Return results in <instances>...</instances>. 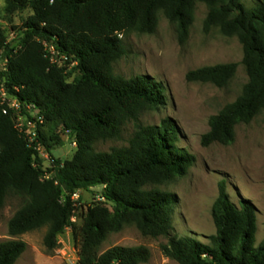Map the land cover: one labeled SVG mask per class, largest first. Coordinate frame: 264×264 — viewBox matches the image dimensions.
I'll return each mask as SVG.
<instances>
[{
	"label": "trees",
	"instance_id": "trees-1",
	"mask_svg": "<svg viewBox=\"0 0 264 264\" xmlns=\"http://www.w3.org/2000/svg\"><path fill=\"white\" fill-rule=\"evenodd\" d=\"M198 2L209 12L205 32L218 28L226 37L237 36L243 46L248 83L235 102L210 118V130L202 137L205 147L230 145L239 123L249 124L264 112V0L251 8L241 0H5L8 14L26 9L33 14L21 28L18 51L6 44L7 33L0 26L7 68H0L1 81L22 104L37 108L45 126H61L78 145L71 160H55L54 178L46 180L41 167L33 166L35 151L0 106V211L9 193L25 198L9 222L11 237L47 228L44 244L55 250L58 238L71 227L78 264H147L151 252L145 246L101 252L110 234L133 225L144 237L168 238L161 251L178 264H264V240L255 248L257 208L245 199L236 205L222 184L212 209L216 234L210 243L174 234L173 197L157 187L184 177L195 163L176 146L174 123L137 126L127 147L109 152L93 147L120 139L125 125L138 123L142 111L163 102L164 88L151 77L127 80L114 74V63L125 54L121 36L155 33L162 14L184 44ZM50 47L76 63L72 72L51 62ZM237 69L235 63L204 67L188 73L187 80L225 88ZM40 137L52 154L44 127ZM99 187L106 203L91 204L72 223L79 208L71 196ZM26 249L22 241L0 243V264H16Z\"/></svg>",
	"mask_w": 264,
	"mask_h": 264
},
{
	"label": "rangeland",
	"instance_id": "rangeland-1",
	"mask_svg": "<svg viewBox=\"0 0 264 264\" xmlns=\"http://www.w3.org/2000/svg\"><path fill=\"white\" fill-rule=\"evenodd\" d=\"M241 1L251 8L259 0ZM208 13L206 4H196L195 21L189 39L184 44L179 42L175 26L162 14L159 15L155 33H128L121 36L125 54L114 63V74L127 80L138 76L151 77L164 88L163 102L142 111L138 123L125 125L120 139L96 142L93 147L96 152L127 147L137 126H159L165 120L171 121L178 132L176 146L195 159L187 175L157 187L173 197L174 234L204 244L210 243L209 239L216 234L212 209L222 184L236 205L245 199L257 208L255 248H258L264 240V112L249 124L239 123L235 129V139L230 145H202V137L210 130V118L235 102L249 80L243 65V46L238 37H226L218 28L205 32L204 23ZM32 14V10L26 9L10 15L6 12L5 0H0V26L7 33L6 42L15 48L21 44V28ZM56 58L62 61L66 73L72 72L76 66L71 61H63L59 55ZM232 63L238 64L237 73L225 88L187 80L188 73L192 71ZM0 66H5L1 50ZM77 76V73L74 74L68 81L72 82ZM45 125L44 131L52 147V159L62 162L71 160L76 149L68 142L70 135L61 126ZM45 168L48 169L47 162ZM102 190L99 187L93 192L81 194L83 202L79 205L77 216L86 214L91 204H97L95 200ZM24 203V197L9 193L0 211V243L14 240L27 245L16 264H78V247L72 231L67 230L58 238V248L55 250H49L44 244L47 228L19 237L9 235V222ZM167 242L166 237H144L132 225L119 233L110 234L101 252L115 246H145L151 252L147 264H178L163 255L161 245Z\"/></svg>",
	"mask_w": 264,
	"mask_h": 264
},
{
	"label": "built area",
	"instance_id": "built-area-1",
	"mask_svg": "<svg viewBox=\"0 0 264 264\" xmlns=\"http://www.w3.org/2000/svg\"><path fill=\"white\" fill-rule=\"evenodd\" d=\"M8 44V42H6ZM47 47V44H44ZM21 48L19 45L15 48V51H18ZM51 55V62L56 64L59 67H62V61L56 58L59 55L63 61L68 62L69 59L65 55H61L53 47L47 48ZM1 50V49H0ZM76 65V63H74ZM3 71H7L6 61L5 66L1 67ZM0 106L3 107V114L11 115L14 122L15 127L19 131V133L26 139L30 148L35 151V161L34 167H41L43 173V178L46 180H51L54 178V170H55V160L52 159V156L45 149L41 137L40 132L45 125V120L40 116L37 108L30 104H22L18 99L12 96L8 89L5 87L4 83L0 79ZM70 135L69 144L72 148L77 149V141L76 138L71 136L69 131H66ZM45 162L48 163V169L45 168ZM50 171L48 172V170ZM81 191H77L71 196V201L74 203L75 208H79V200L81 198ZM97 203H106V199L100 194L97 196ZM78 211V210H77ZM76 211V213H77ZM79 217L77 214L72 218V223H78ZM68 231H72V228H67ZM66 230V231H67Z\"/></svg>",
	"mask_w": 264,
	"mask_h": 264
}]
</instances>
